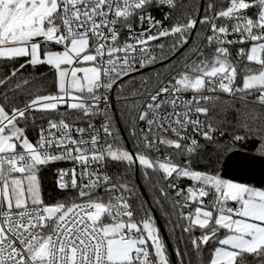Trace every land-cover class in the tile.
I'll list each match as a JSON object with an SVG mask.
<instances>
[{"label":"snow or ice","instance_id":"6c2138e0","mask_svg":"<svg viewBox=\"0 0 264 264\" xmlns=\"http://www.w3.org/2000/svg\"><path fill=\"white\" fill-rule=\"evenodd\" d=\"M0 264H264V0H0Z\"/></svg>","mask_w":264,"mask_h":264},{"label":"trees","instance_id":"16d2710c","mask_svg":"<svg viewBox=\"0 0 264 264\" xmlns=\"http://www.w3.org/2000/svg\"><path fill=\"white\" fill-rule=\"evenodd\" d=\"M157 55H159V53H157ZM153 71H163V65H159V66H157V67L150 68V69L144 71V74H145V75H149V74H150L151 72H153ZM133 75L135 76L136 74H133ZM136 78L139 79L138 76H137ZM134 87H137V86H136V85H133V84H131V83H129V84L127 85V87L125 88L124 94L127 95L128 92H130V91L132 90V88H134ZM117 91H118V89H117ZM117 91H116V96H117ZM121 108H122V104H121L120 102H117V103L115 104V109H114L112 115H113L114 119L116 120L118 126H120L121 128H123V125L120 124V120H121L120 109H121ZM125 135H126V134H125ZM62 166H63V165H62ZM64 167H65V166H64ZM136 182H137V184H139V187H140V196H141V198H142L144 201H147V205H148L149 207H151L150 204H149V202H148V199L150 200V202H151L152 205H153V202H152V199H151V196L153 195V193H151L149 190H147V189L145 188V186H144L143 184L140 183L139 179H137ZM153 207H154V210H155V213L153 212V214H154V216L156 217V220H157V226L159 227V224H158V219H159L160 222H161V224H162V226H163V229H164V231H165L166 238H165V236H164L162 230H161L160 227H159V229H160V231H161V235L164 237L165 242H166L167 244L169 243V244L171 245L172 242L169 240L170 232H169V230H168V226L166 225V221H165V219H164L163 217L160 216L159 212L155 209V206H154V205H153ZM170 251H171V248H170Z\"/></svg>","mask_w":264,"mask_h":264},{"label":"built area","instance_id":"2783aa9c","mask_svg":"<svg viewBox=\"0 0 264 264\" xmlns=\"http://www.w3.org/2000/svg\"><path fill=\"white\" fill-rule=\"evenodd\" d=\"M166 10V9H165ZM155 15H157V18L160 17L159 13H155ZM116 91L117 89H114L113 92L111 93V112L113 113V107H115V104L118 102V98L116 96ZM63 166L68 167L70 165L64 164Z\"/></svg>","mask_w":264,"mask_h":264},{"label":"water","instance_id":"95a60500","mask_svg":"<svg viewBox=\"0 0 264 264\" xmlns=\"http://www.w3.org/2000/svg\"><path fill=\"white\" fill-rule=\"evenodd\" d=\"M163 63H167V61H164ZM159 65H163V64H162V63H157V64H155V65L150 66L149 68L143 69L142 71L144 72V71H146V70H148V69H150V68L157 67V66H159ZM114 109H115V107H113V110H114ZM148 202H149L150 206L153 208V212L155 213L154 207H153V205H152V203L150 202L149 199H148ZM158 224H159V227H160V229L162 230V232H163V234H164V236H165V238H166L165 231H164L163 226H162V224H161V222H160L159 219H158ZM168 244H169V243H168ZM169 245H170V244H169Z\"/></svg>","mask_w":264,"mask_h":264}]
</instances>
